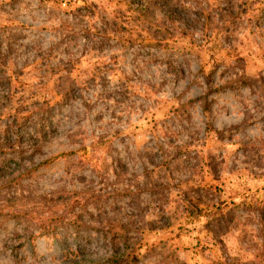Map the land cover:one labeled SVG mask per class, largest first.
Listing matches in <instances>:
<instances>
[{
	"label": "rangeland",
	"instance_id": "obj_1",
	"mask_svg": "<svg viewBox=\"0 0 264 264\" xmlns=\"http://www.w3.org/2000/svg\"><path fill=\"white\" fill-rule=\"evenodd\" d=\"M92 262L264 264V0H0V264Z\"/></svg>",
	"mask_w": 264,
	"mask_h": 264
},
{
	"label": "trees",
	"instance_id": "obj_2",
	"mask_svg": "<svg viewBox=\"0 0 264 264\" xmlns=\"http://www.w3.org/2000/svg\"><path fill=\"white\" fill-rule=\"evenodd\" d=\"M120 238L123 239L124 237L121 236ZM91 264H94V263L92 262Z\"/></svg>",
	"mask_w": 264,
	"mask_h": 264
}]
</instances>
